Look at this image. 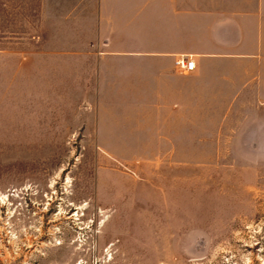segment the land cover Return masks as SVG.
<instances>
[{"label":"rangeland","instance_id":"374dc122","mask_svg":"<svg viewBox=\"0 0 264 264\" xmlns=\"http://www.w3.org/2000/svg\"><path fill=\"white\" fill-rule=\"evenodd\" d=\"M41 2L0 0V264H264V111L218 94L177 143H98Z\"/></svg>","mask_w":264,"mask_h":264},{"label":"crops","instance_id":"0c3cea01","mask_svg":"<svg viewBox=\"0 0 264 264\" xmlns=\"http://www.w3.org/2000/svg\"><path fill=\"white\" fill-rule=\"evenodd\" d=\"M48 63L97 103L98 143H177L185 106L215 110L216 95L264 111V0H42ZM51 54V55H50ZM58 54L60 61H55ZM194 58L193 70L177 64ZM235 90V92L233 91ZM190 110V109H189Z\"/></svg>","mask_w":264,"mask_h":264},{"label":"built area","instance_id":"2783aa9c","mask_svg":"<svg viewBox=\"0 0 264 264\" xmlns=\"http://www.w3.org/2000/svg\"><path fill=\"white\" fill-rule=\"evenodd\" d=\"M176 62L184 70H193L196 66L195 59L187 56L179 57Z\"/></svg>","mask_w":264,"mask_h":264}]
</instances>
